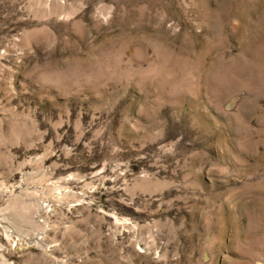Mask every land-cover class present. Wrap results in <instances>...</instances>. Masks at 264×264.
Returning <instances> with one entry per match:
<instances>
[{"label":"rangeland","instance_id":"374dc122","mask_svg":"<svg viewBox=\"0 0 264 264\" xmlns=\"http://www.w3.org/2000/svg\"><path fill=\"white\" fill-rule=\"evenodd\" d=\"M0 264H264V0H0Z\"/></svg>","mask_w":264,"mask_h":264}]
</instances>
